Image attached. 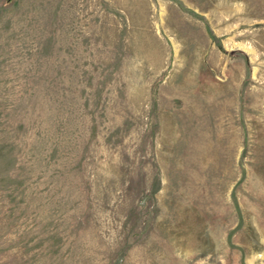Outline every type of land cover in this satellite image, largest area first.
<instances>
[{
    "label": "rangeland",
    "instance_id": "obj_1",
    "mask_svg": "<svg viewBox=\"0 0 264 264\" xmlns=\"http://www.w3.org/2000/svg\"><path fill=\"white\" fill-rule=\"evenodd\" d=\"M0 264H264V0H0Z\"/></svg>",
    "mask_w": 264,
    "mask_h": 264
}]
</instances>
